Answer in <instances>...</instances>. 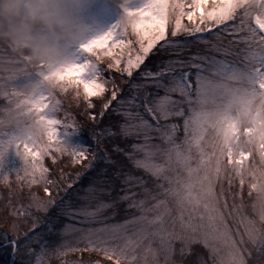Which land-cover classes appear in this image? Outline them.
I'll return each instance as SVG.
<instances>
[{"label":"snow or ice","instance_id":"obj_1","mask_svg":"<svg viewBox=\"0 0 264 264\" xmlns=\"http://www.w3.org/2000/svg\"><path fill=\"white\" fill-rule=\"evenodd\" d=\"M126 13L118 33H106L86 50L97 57L96 65L98 52L111 57L107 68L132 78L125 81L127 88L105 78L101 67L71 65L57 74L53 93L22 101L43 134L25 130L22 140L0 142V159L15 145L24 160L16 183L29 190L43 186L47 196L30 192L26 204L11 207L6 246L14 255L23 249L28 259L20 264H32L33 256L35 264H47L46 256L76 252H102L113 264H188L185 254L193 244L208 253L196 264H255L254 252L264 264V0H140ZM150 54L156 59L146 65ZM90 69L93 74L84 79ZM81 86L89 109L92 97L110 93L102 99L99 116L111 109L120 118L106 133L131 141L116 148L129 164L111 174L102 169L84 195L57 203L49 188L56 181L49 178L45 158L55 164L67 153L80 163L88 159V147L62 143L58 125L79 127L68 122L67 114L56 119L45 113L61 104L59 95L69 89L79 98ZM14 95L0 100L6 103ZM94 161L116 165L107 151L93 153L86 167ZM0 180L11 187L8 176ZM70 188L65 187L66 194ZM120 202L134 214L122 223H108ZM53 205L57 216L44 222L45 232L35 233L41 223L35 213H47ZM107 210L111 215H105ZM60 216L80 226L65 225L61 241L50 246L45 237L57 234L54 223ZM17 220L32 223L22 231Z\"/></svg>","mask_w":264,"mask_h":264},{"label":"rangeland","instance_id":"obj_2","mask_svg":"<svg viewBox=\"0 0 264 264\" xmlns=\"http://www.w3.org/2000/svg\"><path fill=\"white\" fill-rule=\"evenodd\" d=\"M140 0H94L93 4L85 10V20L88 25V31L86 35L70 44L65 42L66 47H70L73 54V63L72 65H84L90 64L95 65L97 71L100 70V67L104 69L103 75L105 76L106 71L108 70L107 65L112 62L111 57H103L101 52H98L100 56V65H96L95 61L97 59L92 53L86 50V46L91 43V41L98 39L105 35L108 32L116 31L119 32V29L116 28L118 24L121 23L123 17H125L126 9H131L139 6ZM183 23L188 24L189 22L185 18ZM135 39V37H133ZM163 43V42H161ZM157 45L156 49H153L155 53L159 49ZM134 49L139 48L138 44L133 45ZM135 55V52H133ZM155 57L150 54L149 57ZM148 57L145 60V64H150V58ZM126 64L122 63L121 68H124ZM144 65L141 66L143 68ZM110 70V69H109ZM116 71L115 69H111ZM139 71V70H137ZM118 72V71H117ZM122 79L124 80L127 75L121 74L118 72ZM93 73L91 69L86 72L83 76L84 79L91 77ZM47 75L46 71H36L29 76L18 77L15 81L10 82L11 87L16 88L17 90H27L29 89L31 83L44 79ZM134 77L136 72H134ZM128 79H132L127 77ZM110 86V85H109ZM108 86V87H109ZM81 95L79 98H83V89L82 86L79 89ZM106 93V92H105ZM104 93V96H105ZM47 95V93H45ZM59 98L61 99V104H53L50 109L45 113L49 118L64 119L67 114L68 122H74L79 130L75 128H67L64 126L58 125V138L66 146L71 148H81L88 147V159L82 160L80 163H74V157L65 153L62 156H59L56 163L53 164L50 157H46L44 164L49 168V178L56 181L55 185H49L50 190L52 191V196L59 203L60 199H67L68 195H71L74 199L79 195H84L85 190L89 187L92 179L97 177L100 171L104 168H108L109 173L114 170L115 167L120 165L128 166L129 162L124 157L123 153L117 152L116 148H126L131 141H125L123 138L122 144L113 141L117 137H110L106 133V129L112 126L115 121L120 119L115 115H111V109L105 111L106 124L103 127H100L101 119L97 117L95 120L91 118V123L94 124V128L84 131L83 128L77 123L76 120L71 116L69 117L68 110L65 109V99L70 98L72 102H77L79 98L75 96V90L69 89L67 93L60 94ZM99 98V97H92ZM4 105V101L0 100V106ZM115 101L113 102V106ZM93 116V114L91 115ZM116 131L115 128L112 129ZM24 128L22 126H9L4 130H0V142L7 143L13 137H18L22 135ZM100 133H105L104 136H99ZM119 138V137H118ZM99 139V143L96 140ZM91 141V144H88V141ZM105 151L110 155V157L116 161V165H108L101 161H94L92 168H87L86 166L92 159V154H103ZM114 154H112V152ZM25 167L24 160L22 156L17 153L15 145L8 148L3 159H0V178L4 176L9 177V182L11 187L6 186L2 180H0V264H20L22 259H28L23 255V249H20L15 255L13 254L11 246H6L7 242L4 240L3 234L8 233L11 236V224L13 222V217L9 214L11 207L17 205L18 203H27L28 196L30 192L37 193L41 198L47 199L46 194L43 191V186L37 185L33 186L30 190L27 185L20 186L16 183L15 175L22 172ZM80 174L79 180L76 179V175ZM23 175V173H21ZM68 184H72V188L68 189L67 194L64 189ZM11 193V195H10ZM9 199L12 200V205H9ZM230 199V198H229ZM247 200V197L245 198ZM127 208L126 202H120L116 210V215L108 221V223H122L126 218H130L134 213L132 211L126 212ZM58 208L56 205H53L49 208L47 213H35L38 220L41 222L39 227L34 231L35 233L45 232V224L49 218L55 219L58 214ZM105 215H111V210H107ZM16 223L19 224L22 231H27L31 226L32 221L29 220L27 224L23 220H17ZM75 223L77 226H80L77 221H72L67 217L60 216L58 220H55L54 227L56 230V235L46 236L45 239L49 241V245L58 244L61 241V236L59 233L63 230L64 226L67 224ZM33 233H30V235ZM70 238V237H69ZM39 252V246L34 245ZM201 258L207 259L208 253L207 250L201 244H193L188 250H186L185 259L188 261V264H196ZM255 264H261V259L256 257L254 252ZM36 257H31L32 264H35ZM44 260L47 264H79L81 260L88 262V264H95L99 261V264H102V261L113 264L104 256L102 252H76L69 253L65 257H56L46 256ZM8 262V263H7Z\"/></svg>","mask_w":264,"mask_h":264},{"label":"clouds","instance_id":"obj_3","mask_svg":"<svg viewBox=\"0 0 264 264\" xmlns=\"http://www.w3.org/2000/svg\"><path fill=\"white\" fill-rule=\"evenodd\" d=\"M94 0H0V97H14L0 106V130L22 126L24 131L43 134L27 101L53 93L58 73L70 67L73 54L65 46L88 31L85 10ZM46 71L44 79L27 90L9 86L18 77ZM17 137L22 140L24 136Z\"/></svg>","mask_w":264,"mask_h":264},{"label":"trees","instance_id":"obj_4","mask_svg":"<svg viewBox=\"0 0 264 264\" xmlns=\"http://www.w3.org/2000/svg\"><path fill=\"white\" fill-rule=\"evenodd\" d=\"M150 62L153 61L154 59H156V57H149ZM105 78H114L116 81V84L119 85L121 88L126 89L127 88V84L125 83V81H130L131 79H128L127 77L123 80L121 75L114 70H107L105 73ZM111 87V85L109 86ZM123 94V93H121ZM110 95L109 92L105 93V96H103V98L99 97V98H91L94 107L89 109L87 108L86 102L84 101L83 98H79L77 100V102H72L70 100V98L65 99V109L68 110V114L69 117H73L74 120L77 121V123L83 128L84 131L90 130V128H94V124L91 123V115H95L96 118L100 117L101 119V123H100V127H103L106 124V118L105 115L103 117L99 116V112L101 110V102L102 99H106L108 96ZM113 141L117 142V143H121L123 142V140H121V138L117 137L115 138ZM88 144H91V141L89 140L87 142ZM112 152V151H111ZM112 154H114L112 152ZM52 179V178H51ZM111 262V261H110ZM8 263V262H7ZM113 263V261H112ZM102 264H109L108 262L106 263L105 261H102Z\"/></svg>","mask_w":264,"mask_h":264},{"label":"water","instance_id":"obj_5","mask_svg":"<svg viewBox=\"0 0 264 264\" xmlns=\"http://www.w3.org/2000/svg\"><path fill=\"white\" fill-rule=\"evenodd\" d=\"M12 264V263H11Z\"/></svg>","mask_w":264,"mask_h":264}]
</instances>
